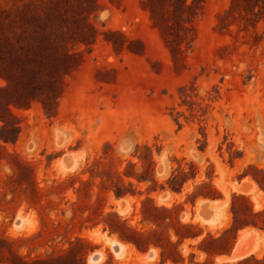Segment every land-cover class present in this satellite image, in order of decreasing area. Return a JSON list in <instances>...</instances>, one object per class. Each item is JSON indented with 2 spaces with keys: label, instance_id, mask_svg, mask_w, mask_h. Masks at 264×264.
<instances>
[{
  "label": "rangeland",
  "instance_id": "1",
  "mask_svg": "<svg viewBox=\"0 0 264 264\" xmlns=\"http://www.w3.org/2000/svg\"><path fill=\"white\" fill-rule=\"evenodd\" d=\"M262 3L0 0V264L263 259Z\"/></svg>",
  "mask_w": 264,
  "mask_h": 264
},
{
  "label": "trees",
  "instance_id": "2",
  "mask_svg": "<svg viewBox=\"0 0 264 264\" xmlns=\"http://www.w3.org/2000/svg\"><path fill=\"white\" fill-rule=\"evenodd\" d=\"M257 7L260 8V10H259L260 13L262 15H264V0H263L262 5H257ZM176 234L179 236L180 239L177 242H175L174 244L177 245V247H178L182 243L183 239L180 237L179 233H176ZM139 237H141V236H139ZM144 237L145 236L142 235V238H144ZM132 240L138 247H140L139 242L137 241L138 239H132ZM215 241H219V240H215ZM214 254H222V253H214ZM227 254H230V251H228ZM164 256H165L164 253H162V257H164ZM251 260L253 261L254 264H264V258L263 259H258V258L254 257V256H252L251 258H247V259H244V260L237 261L236 263L228 262V263H224V264H249V261H251Z\"/></svg>",
  "mask_w": 264,
  "mask_h": 264
},
{
  "label": "bare ground",
  "instance_id": "3",
  "mask_svg": "<svg viewBox=\"0 0 264 264\" xmlns=\"http://www.w3.org/2000/svg\"><path fill=\"white\" fill-rule=\"evenodd\" d=\"M212 208V207H211ZM241 245V244H240ZM116 248H118L117 250L119 251V249H120V247L119 246H117ZM242 250V248L240 249V246H238L237 247V249L235 250V253H234V256L233 257H227V258H224V259H226V260H234V259H236V258H238V254H239V252ZM122 251H123V247H122ZM241 253H244V252H242L241 251ZM243 255V254H242ZM241 255V256H242Z\"/></svg>",
  "mask_w": 264,
  "mask_h": 264
},
{
  "label": "clouds",
  "instance_id": "4",
  "mask_svg": "<svg viewBox=\"0 0 264 264\" xmlns=\"http://www.w3.org/2000/svg\"><path fill=\"white\" fill-rule=\"evenodd\" d=\"M108 15H109V13L107 12V10H105L104 12H102L100 14V19L105 20V19H107Z\"/></svg>",
  "mask_w": 264,
  "mask_h": 264
},
{
  "label": "water",
  "instance_id": "5",
  "mask_svg": "<svg viewBox=\"0 0 264 264\" xmlns=\"http://www.w3.org/2000/svg\"><path fill=\"white\" fill-rule=\"evenodd\" d=\"M94 258H97V256H95Z\"/></svg>",
  "mask_w": 264,
  "mask_h": 264
}]
</instances>
